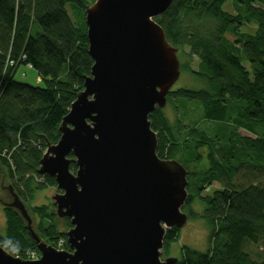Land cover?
Instances as JSON below:
<instances>
[{"label": "trees", "instance_id": "16d2710c", "mask_svg": "<svg viewBox=\"0 0 264 264\" xmlns=\"http://www.w3.org/2000/svg\"><path fill=\"white\" fill-rule=\"evenodd\" d=\"M94 1L0 0V173L30 204L35 191L56 187L55 178L38 169L90 75L85 7ZM226 1L174 0L156 18L186 59L179 58L181 72L202 83L169 92L167 104L178 116L173 122L164 108L149 114L159 157L190 171L183 210L210 229L208 249L184 245L177 264H264V0H232L234 12L224 10ZM246 24L255 30L243 31ZM22 64L34 68L44 86L17 80ZM194 102L200 118L188 124L184 110ZM70 169L76 171L74 161ZM53 208L32 206L36 231L53 246L64 240L71 251L70 218L60 223ZM4 211L0 245L21 257L27 250L40 254L24 219L13 208ZM179 230H167L165 256Z\"/></svg>", "mask_w": 264, "mask_h": 264}, {"label": "water", "instance_id": "95a60500", "mask_svg": "<svg viewBox=\"0 0 264 264\" xmlns=\"http://www.w3.org/2000/svg\"><path fill=\"white\" fill-rule=\"evenodd\" d=\"M173 1L86 5L93 65L59 126V141L48 144L38 169L55 178L52 204L59 218H70L71 251L41 240L25 202L8 184L11 200L1 203L24 219L40 257L24 259L0 245V264L178 263V257L165 256L164 238L189 221L183 208L190 171L176 159L159 157L149 119L166 106L181 76L179 49L156 21ZM2 175L7 178L4 170Z\"/></svg>", "mask_w": 264, "mask_h": 264}, {"label": "rangeland", "instance_id": "374dc122", "mask_svg": "<svg viewBox=\"0 0 264 264\" xmlns=\"http://www.w3.org/2000/svg\"><path fill=\"white\" fill-rule=\"evenodd\" d=\"M68 8L72 15L73 13H72L70 5H68ZM223 8L224 10L228 12H234V8H235L234 2L232 0H227ZM73 19H74V16H73ZM254 28H256V24L255 26L253 25L249 26L248 24L242 26V30L248 31V32H253L255 30ZM179 58L182 60V62H186V59L185 58L182 59L180 55H179ZM192 66L194 68H197V60H194ZM15 78L19 81H22L28 84L44 86V82L41 81V79L38 80V72L34 68H30V66L28 65H24V64L20 65L15 75ZM182 87L199 88V87H202V83L197 78L192 76L189 72L182 71L180 78L174 84L172 89L175 90L177 88H182ZM164 110L168 118H170L172 122L175 119H177L178 116L176 115V110L173 108L172 105L166 104V106L164 107ZM197 110H198V106H197V103L195 102L192 103L191 106L187 107V109L184 110L186 117L188 118L186 119V122L188 124L189 122L191 124L192 121L199 120L200 114ZM181 114L183 115L182 112ZM2 174L3 172L0 173V233H4L6 229V216H5V211H4L5 207L1 203V201L10 202L11 200L5 189V186H7L8 184H11L10 183L11 181L8 177L6 178V176H3ZM56 192H57V189L55 186L54 187L53 186L44 187L40 190L35 191L31 204L27 202L24 203L26 209L33 217L35 224L37 223L38 218H36V216L33 213H31L32 206H38L41 204H49V203L52 204L53 202L52 196ZM196 207L198 206H195V208ZM53 209L55 210V207ZM59 222L62 223V218L59 220ZM209 232H210L209 226L204 218L189 219L186 226H184L183 228L179 230L178 239L171 242V245H170L171 256L173 255L179 258L181 254L182 246L184 245L191 247L193 249L199 250V251H206L209 245L208 243ZM61 242H62V245H60ZM63 242L64 240L62 239L59 240L57 245L54 247L57 249H64ZM11 254H13L14 256L21 257L19 252L18 253L14 252ZM38 255L40 257V254ZM22 258L27 259L26 256Z\"/></svg>", "mask_w": 264, "mask_h": 264}, {"label": "built area", "instance_id": "2783aa9c", "mask_svg": "<svg viewBox=\"0 0 264 264\" xmlns=\"http://www.w3.org/2000/svg\"><path fill=\"white\" fill-rule=\"evenodd\" d=\"M60 245H62V242H61V244ZM26 258L27 259H37V258H39V255L37 254V252L36 251H34V250H27L26 251Z\"/></svg>", "mask_w": 264, "mask_h": 264}, {"label": "bare ground", "instance_id": "6f19581e", "mask_svg": "<svg viewBox=\"0 0 264 264\" xmlns=\"http://www.w3.org/2000/svg\"><path fill=\"white\" fill-rule=\"evenodd\" d=\"M14 63H15V62L12 60V61H11V65H13Z\"/></svg>", "mask_w": 264, "mask_h": 264}, {"label": "crops", "instance_id": "0c3cea01", "mask_svg": "<svg viewBox=\"0 0 264 264\" xmlns=\"http://www.w3.org/2000/svg\"><path fill=\"white\" fill-rule=\"evenodd\" d=\"M38 80H40V77H38Z\"/></svg>", "mask_w": 264, "mask_h": 264}]
</instances>
